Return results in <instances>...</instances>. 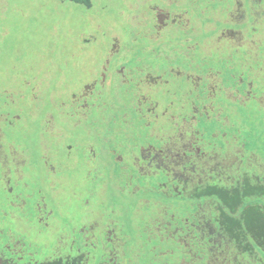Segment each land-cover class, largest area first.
<instances>
[{
  "label": "flooded vegetation",
  "instance_id": "af4514ba",
  "mask_svg": "<svg viewBox=\"0 0 264 264\" xmlns=\"http://www.w3.org/2000/svg\"><path fill=\"white\" fill-rule=\"evenodd\" d=\"M57 1L78 5L82 11L95 9L94 0ZM124 5L132 4L129 1ZM152 5L151 22L155 31L143 33L144 37L139 36L141 33L133 36L135 41L139 40L136 46L140 50L132 52V61L128 64L116 63L124 44L108 37L109 32L100 37L99 32L105 31L104 22L100 24L90 16L75 24L63 22L58 28L62 30L63 45L68 43L73 58L78 59L74 67L65 58L60 59L58 66L48 63L37 74L36 69L40 68L37 63L33 71L32 66L25 67L21 63L19 54L7 68L3 67L0 101L4 102L0 103V109L4 112L0 115L5 120L3 128L10 129L8 131L17 125L14 122L17 117L11 112H24L25 109L35 115L30 102L46 93H52V102L62 108V119L67 123L70 119L94 121V109H99L101 101L111 108L110 103L117 99L111 101L113 95L107 92L114 85L133 93L131 106L126 105L123 111L128 112L125 115L136 114L142 129L150 130L159 116L168 114L170 107L175 112L180 109L182 118L186 119L182 121L180 114L174 113L169 119L173 123L181 120V129L166 136L163 129L159 133L152 132L159 146L153 141L139 142L133 130H127L128 125L121 122L115 133L110 131L112 163L105 154L106 157L98 156L93 146L84 148L88 152L93 149L92 158L88 152L85 154V166L91 170L89 176L94 173L109 180L114 179L117 171L122 173L123 181L119 180V186L114 187L113 181L111 184L115 198L118 197L117 189L121 191L118 193L123 204L117 205L125 204V211L118 215L121 222H116L115 210L108 208L103 217H91L90 222L68 230L74 213L70 217L63 211L69 220L66 219L58 234L50 233L61 214L54 213L44 197H37L41 191L35 195V191L28 190L23 182L16 187L11 181L16 191L8 185L10 197L24 213L20 219L37 226L29 232L18 229L16 217L11 218L7 211L0 210V264H264V155L242 139L248 116L254 113L257 116L260 108L264 111L261 106L264 105V73H257L254 78L244 73L249 66L250 69L254 67L248 64L249 59L258 64V56L252 49L258 52L260 37L264 35V29H260V24L264 23V0H156ZM217 13L225 17L222 19ZM199 18L206 20L204 31L199 28L201 24L204 26ZM190 22L197 32L189 29ZM172 26H179L185 32L179 29L175 35L178 38L172 39ZM200 34L203 41L198 38ZM211 34H215L219 47L223 46L217 41L220 35H228L240 43L229 51L223 48L224 51L217 52L206 45L211 41ZM245 38L247 44L243 45ZM175 45L191 55H176L167 50ZM252 45L255 47L249 48ZM143 57L160 69L143 68ZM178 59L193 64L190 70L173 65ZM203 61L204 64L208 61L205 68ZM215 61L229 68L240 64L247 67H241L242 71L234 70V81L225 83L214 73L218 67L209 65ZM259 62L261 69L264 58ZM194 65L196 70L192 69ZM56 73L61 77L54 80L52 77ZM82 76L85 81L78 83ZM168 76L178 77L179 83L170 82ZM74 77L76 79L72 80ZM154 89L156 95L169 100L171 97L168 109H163L161 114L157 112L159 103L151 94ZM65 94H69L71 100H63ZM221 94L225 97L220 98ZM181 96L184 97L179 101ZM174 99L180 102L176 110ZM107 106L102 109L107 110ZM243 108L249 112L245 116ZM112 110L110 118L115 123ZM44 123L50 124L47 120ZM262 136L264 139V131ZM67 145L72 146L71 143ZM8 146L7 140L0 138V164L4 163V172L11 169L5 167L9 161L5 153ZM13 147L12 151L18 153V146ZM49 147L46 144L45 153ZM70 149L64 145L62 154L66 152L77 167L78 156L73 158ZM55 156L48 159L52 174L56 173ZM97 159L99 164L109 163L106 170L96 167L94 161ZM26 167H23L25 172L28 171ZM87 188L90 189L89 185ZM91 210L98 211L97 208ZM104 210L102 208V212ZM17 214L20 215L18 211ZM68 231L70 237L65 238ZM56 244L62 246H50Z\"/></svg>",
  "mask_w": 264,
  "mask_h": 264
},
{
  "label": "rangeland",
  "instance_id": "374dc122",
  "mask_svg": "<svg viewBox=\"0 0 264 264\" xmlns=\"http://www.w3.org/2000/svg\"><path fill=\"white\" fill-rule=\"evenodd\" d=\"M129 1L132 5L128 7L124 5V2L126 3ZM155 2L156 0H94V10L82 11V8H80L78 5L69 3L62 4L57 0H0V7H2V9H0V74L3 71V67L6 66L7 68V66L16 59L17 54H19L18 57L21 63L25 65V67L28 65L32 66L33 71L36 62L37 66L40 67L36 69L37 74L40 73L44 67L48 65V63L49 66L52 64H56L58 66L60 59L65 58L69 65L74 67V65H76L75 62L78 59L73 58V51L69 48L68 43H66V46L63 45L61 37L62 30L58 28L61 24H63V22H65L67 25L68 22L69 24H75L76 22H79V20H82L83 22V20H86L90 16H94L95 19H98L100 24L101 22H104L105 31L101 30L99 32L100 37L101 35L105 34V32H109L108 37L110 36L111 38L119 39L118 41L124 44L122 46L121 52L116 57V63L128 64L132 61V52L136 51V49L140 50L136 46V43L139 40L135 41L133 36L137 37L138 33H141L139 36L144 37L143 33H148L151 30L152 33H154L155 31L153 22H151L153 15L150 9L153 7L152 4ZM170 7L173 9L172 5H170ZM216 16H222L221 18L223 19L224 15L217 13ZM210 18L213 19L214 17L210 16ZM199 23H204V26L201 24L199 27L201 31H204V28L207 29L206 20L200 19ZM189 25V29L197 32L196 28H192L191 22ZM175 28L178 30H175ZM260 29H264V23L260 24ZM170 30L173 31V35L170 37L172 39L178 38V36H175L178 31L185 32L182 31V28L179 26H172ZM213 33L216 32L213 31ZM181 36H183V34H181ZM220 37L221 39L217 41L223 46H218V43H216L215 34L211 36L210 42H206V45L210 47L211 50H216L218 52L219 49L224 51L223 48L226 51H229L236 43H240L239 40H235L234 38L231 39L228 35L226 37L220 35ZM198 38L199 40L203 41L201 34L198 36ZM260 38L262 40L260 41V45L257 47L258 52H256V48L252 49L255 55L258 56V64L254 63V59L248 60V64L254 65V67L253 69H250L249 66V69L244 70L246 77L252 76L254 78V76H258L257 73H264V67L261 69L259 68L261 65L259 61L264 58V35ZM246 44L247 39L245 38L243 45ZM254 47L255 45L249 46V48ZM162 48L163 51H165V46ZM178 48L179 47L175 45L174 48L167 47V50L172 51L176 55L181 53L191 55V53H185L183 50H181V48ZM171 59H173V57H171ZM142 60L143 62L141 66H143V68L149 71L160 69L153 62H148L147 58L143 57ZM176 64L180 65L181 67H185V69H189V67L193 65L187 64L181 59H178L173 63V65ZM203 65V68L208 66V61L205 62V64L203 61ZM209 65L211 68L218 67L215 69L214 73L225 83H227L229 80L234 81L232 76V72L234 70L242 71L241 67H247L241 64L233 66L232 68L219 66L218 61L211 62ZM166 67L167 65L164 68ZM195 67L196 66L194 65L192 69L196 70ZM59 77L61 76L56 73L52 78L57 80ZM75 79L76 78L74 77L72 80ZM85 79V76H82L78 80V83L81 80L85 81ZM168 79L170 82L179 83V78L176 76H168ZM211 81L213 82L212 79ZM113 89H110L107 92L110 93L109 96L113 95L111 96V101L114 98L117 99L114 100L113 103H110V108L107 106L108 103H106V100L109 98L108 96H105L106 92H104V96L106 97L104 102L106 104H103L101 101L99 109H94L92 116L94 121H91V119H70L67 123V121L62 119V108L57 106L56 103L52 102V93H50V95L47 93L41 95L39 98L37 97L38 99L35 98L34 101L30 102L33 104L35 115L32 114L31 110L24 109V112L19 110L12 111L11 114L14 115L15 113L14 116L17 117V119L14 121L15 123L17 122V125L15 128H12L11 131H8L10 129L3 128L4 125L2 123H4L5 120L1 118L0 115V138L2 139L4 137L9 145L7 148L8 152L5 151L9 158L8 164L5 167L11 168L4 172V163L2 165L0 164V174H2L0 178V210L7 211L11 218L13 215L16 217L14 220L18 225V229H24L25 232H29L33 230V227L37 226V224H32L25 219H20L24 213L23 211H19V209H17V206L14 203L16 200L10 197V189L8 188V185L11 189L14 188L11 185V181L16 187L18 184L23 182L25 186L27 185L26 188L28 190L32 191L33 189L35 191V195H38L41 191V194H39L37 197L39 199L44 197L48 207L51 208L54 213L61 214L57 217V219H55L50 233L58 234L62 228V225H65L64 222L66 219L69 220V216L71 217L72 213H74L73 218L71 217V220L73 219V221L68 224V230H70L73 226L78 227V225H82L87 221L90 222L89 218L91 217H103L105 215L104 213L106 212V209L108 208L115 210L114 215L116 222H121L119 216L120 213L125 211V204L124 206L117 205L123 204L122 197L119 194L121 191L116 188V194L118 197L115 198L113 195L114 188L111 186V184L113 181L114 187L115 185L119 186V180L123 181L122 173L117 171L114 174V179L111 177L109 180H103L101 176H97L94 173H92V176H89V171H91L90 167L88 165L85 166V158L87 156L85 154L88 152V150L84 148L87 145L93 146L98 156H107L111 159L112 163L114 159L113 152L109 150L112 148L111 139L109 137L112 136L110 131L114 130L115 133L117 131L116 128H118V124L123 121L128 125L127 130H133L134 135H136V137L138 136L139 142L153 141L159 146L158 139L152 134V132L159 133L161 129H163V135L166 136V134H169L175 129H181L179 124L181 120L178 122L175 120L173 123V120H170L169 117L175 113V115L180 114V118H182V112L178 111L180 109H177L175 112L174 110H171L170 107L167 111L168 114H166V116H159V119L154 122L151 127H149L150 130L148 128L142 129L140 126L142 122L137 118L136 114H133L135 116L131 114L125 115L128 112L124 113L125 111H123L126 110V105L131 106L130 103L133 98V93H131V91H126V88L124 89L122 86L118 87L117 85H114ZM151 94L152 97H154V99L159 103L157 112L161 114L163 109L166 111L170 105L168 102L171 100V97L169 100L168 97H161L158 94L156 95V89H154ZM223 96L224 94H221L220 98ZM183 97L184 96H181L179 101ZM198 98L202 99L201 97ZM62 99L65 101L66 99L71 100V96L69 94H65ZM179 101L174 99L173 107H175V110L180 104ZM3 102V100L0 101L1 104H3ZM105 106L108 107L107 110L102 109ZM261 106L263 107L262 109H264V105ZM26 107L28 106L26 105ZM111 110L113 112L112 117H116L115 123L113 122V119L110 118ZM242 111L244 116L249 113L248 111H245L244 108ZM2 112H4V110L0 109V113ZM248 117L249 118L246 119V122H244L245 128L244 131H242V139L246 140L248 145L253 147L254 150H257L258 153H263L264 155V139L262 138V132L264 131V111H261L260 108L257 116L254 113ZM185 119L186 118L183 117L182 121ZM45 120L50 122V124L47 125L44 123ZM74 127L76 130H74ZM50 129L51 133L49 132ZM114 136L115 135L113 134V139ZM102 137L103 140H101ZM123 139L126 140L125 138ZM70 143L72 146L67 145ZM46 144L50 145V149H48L45 153ZM13 145L18 146V153L12 151L14 150ZM64 145L69 149L71 147L70 150L73 154V158L75 155L78 156V160L76 162L77 167L74 166L75 161L72 158L67 157L66 152L64 155L62 154ZM92 150L93 149L90 148L88 152L90 154V158H92ZM104 154L106 156H104ZM50 156H55L53 158V164L56 166L55 174H52V167L51 165H48V159L51 158ZM103 160L105 159L103 158ZM98 162L99 159L94 161V164L97 168L103 167L106 170V168L109 166V163L104 165L99 164ZM16 163L20 164L19 168L17 167ZM11 165L12 167H10ZM23 167L28 168V171H23ZM70 167L72 168L70 169ZM87 185H89L90 189L87 188ZM14 190L16 191V188H14ZM113 198L116 199V205L114 207ZM130 200L131 199L125 201V203H128ZM95 208L98 209L97 213H94L91 210ZM102 208L105 209L104 212H102ZM17 211L20 213V215H16ZM63 211L69 214V216ZM54 218H56V216ZM134 220L137 221L136 218ZM69 233L70 231L66 232L65 238L70 237ZM61 236L58 238H61ZM28 238L31 240V236ZM58 238L56 239L58 240ZM52 240H55V238ZM50 246L60 247L62 245L56 244ZM143 248L146 251V246H143ZM147 258L148 257H145V259ZM160 261L161 259L159 258L158 262L160 263Z\"/></svg>",
  "mask_w": 264,
  "mask_h": 264
}]
</instances>
